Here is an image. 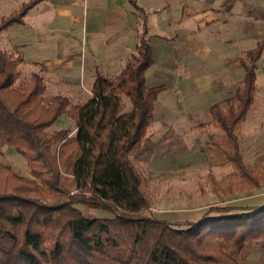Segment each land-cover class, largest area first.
<instances>
[{"label":"trees","instance_id":"trees-1","mask_svg":"<svg viewBox=\"0 0 264 264\" xmlns=\"http://www.w3.org/2000/svg\"><path fill=\"white\" fill-rule=\"evenodd\" d=\"M42 1L30 0L2 17L0 33L21 24ZM146 33L118 75L95 73L83 103L43 96L40 71L20 80L22 57L0 49V150L22 156L30 176L17 175L0 160V264H243L245 247L264 242V205L208 209L197 221L175 223L149 212V178L132 156L149 140L157 96L167 87L146 85L152 64ZM263 48L264 39L239 57L241 86L208 109L207 126L221 132L210 144L232 169L215 194L264 186V150L261 166H248L237 137L254 104ZM62 117L74 130L49 133ZM62 174L71 178L73 191ZM82 207L110 217L84 216Z\"/></svg>","mask_w":264,"mask_h":264},{"label":"crops","instance_id":"crops-1","mask_svg":"<svg viewBox=\"0 0 264 264\" xmlns=\"http://www.w3.org/2000/svg\"><path fill=\"white\" fill-rule=\"evenodd\" d=\"M131 1L134 7L130 0H44L13 25L20 35L11 45L19 48L23 65L40 71L52 96L78 100L96 72L107 78L120 73L145 29L152 58L146 85L167 87L155 104L164 123L153 124L149 140L158 146L167 132L176 135L199 118L209 123V107L237 89L244 75L239 57L264 39V0ZM263 60L264 48L256 63V86L264 79ZM56 122L51 130L59 129Z\"/></svg>","mask_w":264,"mask_h":264},{"label":"rangeland","instance_id":"rangeland-1","mask_svg":"<svg viewBox=\"0 0 264 264\" xmlns=\"http://www.w3.org/2000/svg\"><path fill=\"white\" fill-rule=\"evenodd\" d=\"M0 2L3 3V0H0ZM20 5L19 2L0 5V19ZM1 34L0 49L3 48L6 51L20 55L19 48L11 45V40L19 39V27L12 26L4 34L5 36H1ZM78 42L81 43L80 39ZM19 67L21 70L20 80L28 79L29 72L34 71L32 70L33 67L23 65V62ZM261 68H264V60L261 63ZM259 70L260 67H258ZM239 86H241V83L237 85V87ZM84 87L81 90L84 98L82 96L78 100L71 99L72 102L83 103L87 100L86 89L88 90V87ZM256 90L254 104L246 120L237 131L239 153L243 162L248 166H261L264 150V79H261V77L257 80ZM235 91L236 89L230 90L228 97H232ZM52 94L55 93L48 88L43 96L51 97ZM164 95L165 93H162L160 96ZM126 100L124 99V111L130 110V104ZM156 107L153 124H163L165 117L159 110L162 108L159 103ZM201 113L203 114V112H200L198 117H202L200 116ZM62 119L63 117L56 122L60 125L58 130H74L71 121L67 120L66 122V118ZM206 121L199 118L192 123V126H189L190 128H182V132H176V135L172 134L174 130H172V133L167 132L164 136L159 137L161 145L158 146L149 143L154 131L152 124L149 129L150 139L133 152L132 161L135 167L145 177L149 178L145 189L149 212L158 219H164L170 223L197 221L207 213L208 209L264 205V186L258 190L237 192L232 196L215 194L218 187L222 186V180L232 169L229 166H223L224 164L221 165L222 159L224 160L223 153L210 144V138L218 137L221 132L207 126ZM55 130L49 129L48 131L53 133ZM0 151L2 163L10 166L17 175L25 178L30 177L27 163L22 156L15 153L11 148L4 147ZM61 178L65 186L73 191L71 178L64 174L61 175ZM81 211L84 216L92 214L96 217H110L109 213L90 211L87 207H82ZM211 215H215V213L212 212ZM242 263L264 264V242L247 245L242 252Z\"/></svg>","mask_w":264,"mask_h":264}]
</instances>
